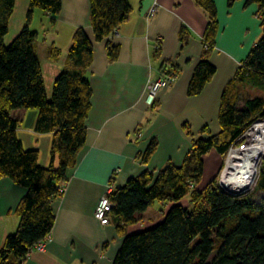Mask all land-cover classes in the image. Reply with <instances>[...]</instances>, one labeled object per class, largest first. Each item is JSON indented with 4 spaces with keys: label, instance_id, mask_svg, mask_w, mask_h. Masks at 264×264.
<instances>
[{
    "label": "trees",
    "instance_id": "trees-1",
    "mask_svg": "<svg viewBox=\"0 0 264 264\" xmlns=\"http://www.w3.org/2000/svg\"><path fill=\"white\" fill-rule=\"evenodd\" d=\"M17 1L0 0V179L11 178L26 187L27 193L17 208L18 228L0 248V264H23L34 247L50 235L56 221L53 201L64 194L60 184L68 182L69 170L76 165L85 144L93 96L86 71L94 42L86 29H77L69 62L56 78L49 97L37 33L31 30L30 23L36 8L51 15L60 13L62 0H30L26 25L8 43ZM197 2L208 11L210 21L204 54L188 85L190 96L200 94L217 72L209 59L217 35V8L214 0ZM234 2L228 0V5ZM251 3H257L263 12V33L223 90L218 115L220 131L212 133L204 126L202 133L206 135L193 140L181 165L170 162L158 172L145 170L110 193L115 204L111 221L124 236L113 264H264V161L254 190L245 195L229 193L220 185L218 176L201 185L206 155L212 150L220 154L221 170L230 145L257 117L264 116V97L247 98L240 105L238 89L243 84L264 90V0L246 1V5ZM90 4V23L97 42L114 34L132 12L129 0H90ZM108 51L111 60L118 57L117 46L108 44ZM168 68L178 74L174 66L162 68L163 72ZM22 108H37V130L54 132L52 161L47 167L39 164V151L25 149L18 136L20 120L13 117L12 111ZM156 146V141L149 145L145 160ZM254 191L262 194L255 198ZM156 201L170 204L164 217L151 226L128 232L140 221L139 213Z\"/></svg>",
    "mask_w": 264,
    "mask_h": 264
},
{
    "label": "crops",
    "instance_id": "crops-1",
    "mask_svg": "<svg viewBox=\"0 0 264 264\" xmlns=\"http://www.w3.org/2000/svg\"><path fill=\"white\" fill-rule=\"evenodd\" d=\"M129 1L132 12L128 21L100 42L95 41L90 23V0H62L60 13L43 11L36 25L33 10L30 28L37 33L48 96H52L54 82L69 62L73 38L80 27L94 42L86 71L93 96L85 144L76 165L69 170L64 194L53 201L55 225L43 241L45 248H34L23 264H113L124 236L113 221L102 224L95 216L108 183L122 187L145 170L158 172L170 162L181 165L193 140L206 135L202 133L204 126L211 132L219 130L216 126L223 90L263 33V12L257 3L246 5L247 0H235L229 6L228 0H214L218 28L209 59L217 72L200 94L190 96L188 85L205 51L208 11L197 0ZM30 9V0L17 1L8 43L26 25ZM108 44L118 47L115 60L109 57ZM168 66L176 67L178 76L161 89L155 104L149 105V84L161 77ZM12 115L20 120L17 132L25 149H37L39 164L49 166L54 132L37 130L39 110L15 109ZM153 141L157 146L145 160ZM210 153L215 154L213 160L217 164L213 179L221 155L215 150ZM210 153L205 157V166ZM26 193L23 185L1 177L0 248L18 228L17 208ZM169 206L168 203L159 214H150L148 219L139 215L140 221L128 232L160 221Z\"/></svg>",
    "mask_w": 264,
    "mask_h": 264
},
{
    "label": "built area",
    "instance_id": "built-area-1",
    "mask_svg": "<svg viewBox=\"0 0 264 264\" xmlns=\"http://www.w3.org/2000/svg\"><path fill=\"white\" fill-rule=\"evenodd\" d=\"M154 10V9H153ZM178 74L170 68L158 79L152 80L149 84L146 101L149 105H153L157 100L161 89L170 86L177 78ZM254 155L252 161H254V172L252 173L251 185L247 188L239 189L234 192V195H245L254 190L256 182L259 178L261 167L264 161V116L257 117L241 134V136L234 141L224 156V165L219 173V183L225 190H230L226 185L227 168L230 167L233 161L244 163L247 160V156ZM67 188V182L64 181L60 184V191L65 192ZM115 184L110 181L107 185L106 193L99 200L95 216L100 220L102 224H109L111 222V212L114 207V203L110 198V193L115 190ZM249 191V192H248ZM251 191V192H252ZM34 248L43 250L45 248L44 242L38 243Z\"/></svg>",
    "mask_w": 264,
    "mask_h": 264
},
{
    "label": "rangeland",
    "instance_id": "rangeland-1",
    "mask_svg": "<svg viewBox=\"0 0 264 264\" xmlns=\"http://www.w3.org/2000/svg\"><path fill=\"white\" fill-rule=\"evenodd\" d=\"M42 13H43V10L42 9H40V8H36L35 9V19H36L35 25L37 23H39L38 20L41 19L40 14H42ZM238 89H239L240 95L242 97V100L240 102V105H243L244 104V101L247 98H255V97H258V96L259 97H263L264 96V90L259 89V88L252 87L250 85L239 84ZM218 126H219V130H215L214 129L215 132H212V133H217V132L220 131L221 126H220L219 120L217 122V126L216 127H218ZM213 154L214 153H210L208 155L207 159H206L205 173H204V176H203V181L201 182V185L202 186L203 185L205 186V185H207L210 182L212 175L216 171L217 164H215V162L213 160V158L215 156V154L214 155ZM219 171L220 170H218L217 173H216V175H215V176H218V179H219V173H220ZM190 186L193 187L192 185H190ZM251 191L252 190H250V192ZM261 194H262V192L254 191V197L255 198L260 197ZM240 196H242V195H240ZM187 202H188L187 199H185L184 200V204H187ZM167 204H168V202L156 201V203L153 206H151L147 212L145 211V212L139 213V215L142 216V217H144L145 219H148L150 217V214L152 215L154 213H156V214L161 213L162 209H164V206H167ZM147 227H148V225H147ZM213 256H214V254L212 255V257Z\"/></svg>",
    "mask_w": 264,
    "mask_h": 264
},
{
    "label": "bare ground",
    "instance_id": "bare-ground-1",
    "mask_svg": "<svg viewBox=\"0 0 264 264\" xmlns=\"http://www.w3.org/2000/svg\"><path fill=\"white\" fill-rule=\"evenodd\" d=\"M247 156V155H246ZM254 155L247 156L244 163L233 161L227 168L225 185L232 191L237 192L239 189L247 188L251 185L252 173L254 172Z\"/></svg>",
    "mask_w": 264,
    "mask_h": 264
},
{
    "label": "water",
    "instance_id": "water-1",
    "mask_svg": "<svg viewBox=\"0 0 264 264\" xmlns=\"http://www.w3.org/2000/svg\"><path fill=\"white\" fill-rule=\"evenodd\" d=\"M229 193L234 195V192L232 190H227Z\"/></svg>",
    "mask_w": 264,
    "mask_h": 264
}]
</instances>
